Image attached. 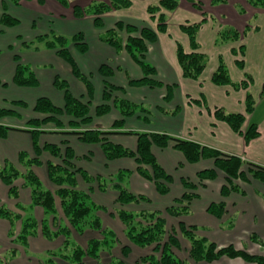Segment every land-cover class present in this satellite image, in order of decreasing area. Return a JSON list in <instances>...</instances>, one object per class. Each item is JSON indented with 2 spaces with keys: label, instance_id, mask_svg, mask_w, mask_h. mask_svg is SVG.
Here are the masks:
<instances>
[{
  "label": "crops",
  "instance_id": "0c3cea01",
  "mask_svg": "<svg viewBox=\"0 0 264 264\" xmlns=\"http://www.w3.org/2000/svg\"><path fill=\"white\" fill-rule=\"evenodd\" d=\"M106 2L108 0H69V7H63L55 0L24 1L19 5L13 4L10 0H0V17L5 9L12 17L19 19L20 24L15 28H6L0 25V97L2 107L9 105V101L19 100L27 103V107H34L36 101L44 96L43 87H47L52 94L47 96L58 106H64V92L55 87V79H65L69 84L70 91L77 97L88 103L89 98L87 89L72 73L71 67L65 63L54 50L23 49L22 43L29 42L34 37L35 31L45 30V24L48 25L47 31H53L66 36H72L78 33H84L88 50L84 55H79L75 51V44H71L73 57L78 67L85 75L93 76L95 88L91 107L103 102L104 78L99 74L101 66L109 64L114 69V74L108 79L109 83L121 87L124 91H114V98H122L136 104L148 106L151 114L148 116L149 123L140 120L141 114H136L131 118H126L125 129L137 132L163 133L175 138L198 143L203 146L217 149L231 156H237L242 161L255 163L264 166V10L254 8L246 0H226L220 5L213 6L211 0H178L179 6L174 12H163L167 16V33L158 34L157 41L149 46L145 60L155 67L156 75L154 79L162 82L164 87L150 88L148 86L131 87L130 81L140 80L144 77L141 67L126 52H117L113 47L100 40L101 31L95 28L94 16H88L83 19L75 18L72 8L87 7L92 2ZM161 0H131V8L113 11L105 16V26L113 27L117 21H124L135 24L137 27L147 26L153 29L150 16L147 13L149 5H157ZM41 19V20H40ZM40 20V21H39ZM37 26L34 30L33 24ZM202 24L197 35V42L200 45V52L209 58V63L199 81L186 79L183 77L182 69L177 58V44H182L186 53H191L189 40L184 35L180 27L184 23ZM40 23L44 25L40 26ZM230 26L238 32H248L237 42H231L224 45H217V34L221 27ZM42 29V30H41ZM30 43V42H29ZM14 44V46H13ZM240 46L244 47V69L240 70L236 61L238 57L233 54ZM20 58L21 63L32 66L39 86L37 88H22L13 84V78L17 68L15 57ZM222 59L227 67L229 76L233 83H242L246 81V76L252 79L249 85L255 107L251 115L246 114L245 100L246 90H234L231 86H216L212 83V76L219 66ZM167 86H172L171 98L165 99L168 94ZM15 88L16 90H27L35 93L36 96L29 102L28 98L22 96L21 99H12L15 95L6 93V90ZM18 88V89H17ZM29 94V93H28ZM28 100V102H27ZM193 101L199 102L195 104ZM145 106V107H146ZM111 112L101 118H96L94 129H110L116 120L121 118L119 111L111 104ZM147 108V107H146ZM215 108H220L231 114H241L246 116L243 126V132L252 124L258 127V137L249 143H246L244 136L235 133L224 122L217 121L213 114ZM6 120V119H4ZM102 124H100V121ZM106 120V122H104ZM99 121V122H98ZM15 137H11L14 136ZM19 137V138H18ZM9 138L17 144L14 148L9 144ZM24 138V140H21ZM11 139V141H12ZM7 145L8 151L3 150L4 144L0 147V164L10 161L19 167L18 155L26 151L33 156V147L29 134L22 132H10L6 139H0ZM18 140L26 142V146L19 145ZM67 140L74 148L77 160L74 162L79 169L86 170L92 176L101 175L108 177L116 174L120 170H129L131 176L127 179L130 191L136 195L147 196L150 203L131 204L125 207L126 210L139 212L142 210L164 211L170 206L174 199L180 197L184 188L181 179L188 178L195 180L197 173L213 165L212 161H201L197 164L186 162L183 154L175 149L173 143L166 148L152 147V152L157 158L164 170L171 174L173 183L168 195L162 196L158 193L154 183L145 180L137 173L138 165L134 159L122 158L108 161L102 152L100 145H91L81 143L76 137H62L55 135H43L41 145L45 143H57ZM109 140L114 144L122 145L133 151L137 148V138L135 136L114 135ZM22 144V143H21ZM19 145V146H18ZM23 146V147H22ZM65 147H63L64 149ZM43 166L36 169L43 185L50 191L57 190L48 177L47 163L49 161L58 162L48 153H43ZM20 184V182H18ZM225 183L224 175L219 174L215 181L205 182V186L200 188L198 193L200 197L191 204V214L184 218L188 225H196L200 228L198 234L216 241L219 245L234 244L238 249L245 247L249 252L264 255V246H259L249 241L250 236L256 234L264 241V183L257 185L254 181L249 184L241 185L243 194L232 193L227 201V213L224 219L218 220L211 216L207 210L212 202L222 199L221 188ZM96 184H87L79 179V189L90 192V198L93 202L109 208L114 207L117 193L108 190L102 193L98 190ZM9 189L0 181V198L4 204L14 210L15 201L8 195ZM20 199L23 204H30L29 190H20ZM59 224H67L61 211L60 203ZM111 212V211H110ZM31 213L38 221H41L45 214L41 208H34ZM111 213H103L100 217L105 227L117 225V230L123 238V226L116 220ZM24 215V213H22ZM232 219L234 227L232 230L224 229L223 223ZM53 219L51 218V221ZM169 226H178L179 219H168ZM20 222L16 225L17 231L20 230ZM11 224L6 220L0 219V243L3 244V250H17V254L11 259V264L21 262L25 264H49L35 257L36 255L48 256L52 251L58 250L64 244V238L59 237L53 241L47 240L40 233L36 237L28 240V249L17 246L10 236ZM73 232V231H72ZM97 233L87 229L85 234L78 236L73 233V239L81 245H86L87 241L97 237ZM125 241V239H123ZM125 243V242H124ZM125 245V244H123ZM185 248L189 244L185 242ZM33 252L27 257L29 252ZM137 252V251H135ZM144 253L150 251H143ZM138 253H141L138 252ZM35 255V256H33ZM134 256V255H133ZM131 256L130 258L132 259ZM115 257L121 259V246H117L111 257L109 253H103L101 261L104 258L108 264ZM39 259H45L39 257ZM131 259L126 262L131 264ZM136 257L133 262L136 261ZM57 259H53V264ZM28 262V263H27ZM32 262V263H31ZM89 264H97L94 261L87 260ZM103 264V263H102ZM214 264H247L242 260L222 259Z\"/></svg>",
  "mask_w": 264,
  "mask_h": 264
},
{
  "label": "trees",
  "instance_id": "16d2710c",
  "mask_svg": "<svg viewBox=\"0 0 264 264\" xmlns=\"http://www.w3.org/2000/svg\"><path fill=\"white\" fill-rule=\"evenodd\" d=\"M13 4L19 5L22 0H10ZM63 7H69V0H56ZM212 5H220L226 0H211ZM254 8L264 10V0H246ZM132 5L131 0H110L109 3L96 2L85 8L74 7V16L82 19L84 16H94L96 27L102 26L101 16L111 12L128 9ZM179 6L178 0H161L157 5H149L147 12L152 20L157 21L156 30L142 27L138 28L133 24L117 22L115 29H110L106 34L100 36V40L105 44L116 48L119 51L125 50L127 54L141 67L144 77L140 80L130 81L131 87L148 86L150 88L164 87V84L153 77L156 69L145 60L149 46L157 41L158 34L167 33V16L163 12H174ZM20 21L9 14H4L0 18V24L5 27H14ZM202 24H190L189 22L181 25V32L187 36L191 53H186L182 44H177V58L182 69L183 77L194 81H199L206 70L209 58L200 52V45L197 42V35ZM126 31L129 36L123 40L121 32ZM248 32H238L230 26H223L217 34V45H224L239 41ZM75 47L80 53L87 51L84 35L78 33L72 38ZM38 42L44 44L48 50H57V54L70 63L75 77L84 83L89 102L73 96L68 84L60 78L55 79V87L64 92V106H58L49 98H39L33 109L45 116L42 121L33 118L28 121V128H18L4 126L0 124V139H6L10 132H22L29 134L33 147L34 155H29L22 151L18 155L19 167L10 161L0 164V181L9 191L11 200L15 201L14 210L4 204L0 198V219L6 220L11 224L10 236L17 246L28 247V240L36 237L39 233L47 240L53 241L59 237L64 238V244L56 251L48 254V262L53 263V259H59L65 264H89L87 260L102 264L103 253L113 256V251L117 246H121V259L113 257L108 264H128L126 260L136 257L134 264H214L222 259L242 260L247 264H264V255L254 254L247 249H238L234 244L219 245L216 241L198 234L200 228L196 225H188L184 218L191 214V204L200 195V188L205 186V182L215 181L219 174L224 175L225 183L221 188L222 199L212 202L207 212L218 220H222L227 213V197L232 193L243 194V190L238 181L243 180L250 183L253 180L264 182V166L242 161L237 156H231L217 149L200 145L198 143L172 137L163 133L137 132L125 129L126 118H131L136 114H141L140 120L149 123L148 116L150 110L142 104L114 98L113 107L121 114V118L116 120L111 129L104 131L91 128L90 125L96 120L106 116L111 112L110 101L113 100L114 91H124L123 88L106 83L103 93V102L93 110L91 107L94 97V84L88 75L82 73L77 62L71 55L67 46L69 39L63 35L51 34L50 36L40 37ZM32 42L24 44L30 48ZM1 53V52H0ZM235 56H241L236 61L240 70L244 69V47L233 51ZM17 68L13 78V84L22 88H37L39 79L33 68L29 64H23L18 56L15 57ZM112 68L107 65L101 66L99 72L103 76L112 74ZM252 79L246 76V81L233 83L227 67L222 59L219 66L212 76V83L216 86H231L234 90H246V113H253L255 103L249 85ZM172 86H167L168 94L165 99H170ZM264 94V86L262 90ZM195 104L197 101L191 100ZM27 103L19 100L9 101L6 107L0 106V120L8 118H22L20 109L27 107ZM217 121L226 123L232 131L244 136L246 143L256 139L259 135L257 125L252 124L243 132L246 117L241 114L227 113L223 109L215 108L209 111ZM62 117L68 118V125L65 127ZM23 119V118H22ZM53 122L59 129L45 130L42 126ZM30 126V127H29ZM43 135H55L62 137H76L81 143L100 145L105 158L113 161L122 158L134 159L138 165L137 173L147 181L154 183L158 193L162 196L168 195L173 183V177L167 173L160 165L152 152V147L166 148L173 143L175 149L181 152L189 164H197L201 161H212L213 165L197 173L196 179H181L184 188L183 194L174 199L173 203L164 211L142 210L132 212L125 209L126 206L139 203H150L147 196L136 195L128 187L127 179L131 176L129 170H120L108 177L96 175L92 176L84 169H79L75 165L77 155L74 148L67 140L57 143H45L41 145ZM126 135L137 138V148L135 151L119 144H114L109 140L110 136ZM63 147H65L63 149ZM48 153L58 162L49 161L47 163L48 177L50 182L57 187V190L50 191L43 185V182L36 172L43 166L42 155ZM79 179L87 184H96L102 193L109 189L117 193L114 207H108L93 202L89 191L79 189ZM20 182V184L18 183ZM29 190L30 204L25 205L20 199V190ZM67 224H59L58 202ZM34 208H41L44 211V218L38 221L31 213ZM111 211V212H110ZM24 213V215H22ZM111 213L123 226V238L117 230V225L105 227L101 215ZM179 219L178 226H169L168 218ZM51 218L53 219L51 221ZM20 222V230L17 231L16 225ZM226 230H232L234 221L230 219ZM87 229L97 233V237L89 239L86 245H81L73 239V233L78 236L85 234ZM73 231V232H72ZM125 239V241L123 240ZM250 241L259 246H264V241L253 234ZM125 242V243H124ZM185 242L189 248H185ZM125 244V245H123ZM12 258L17 254L14 247L11 249ZM150 251L144 253L143 251ZM137 251V252H135ZM141 253H138L140 252ZM130 264V263H129Z\"/></svg>",
  "mask_w": 264,
  "mask_h": 264
},
{
  "label": "rangeland",
  "instance_id": "374dc122",
  "mask_svg": "<svg viewBox=\"0 0 264 264\" xmlns=\"http://www.w3.org/2000/svg\"><path fill=\"white\" fill-rule=\"evenodd\" d=\"M26 2V1H31V0H22L21 2ZM35 2L36 1H38L40 4L42 3V0H34ZM56 1V0H55ZM109 1L110 0H108V1H106L105 3H109ZM97 1H95V2H92V3H96ZM100 2V1H99ZM91 3V4H92ZM20 4V3H19ZM90 4V5H91ZM90 5H88V6H90ZM76 7V6H75ZM81 8H85V7H81ZM131 8V7H130ZM148 8V7H147ZM3 9H5L4 10V12L2 13V15H4V14H9V13H7L6 12V8H5V5L3 4ZM129 9V8H128ZM72 10H73V14H74V7L72 8ZM123 10H125V9H123ZM119 11H121V10H119ZM111 12H113V11H111ZM108 13H110V12H108ZM108 13H106V14H108ZM148 13V12H147ZM106 14H104V15H102L101 16V20H102V26L101 27H96V25H95V21H94V26H95V28H97V29H100V31L102 32L101 33V35L103 34H106V32L107 31H109L110 29H115V27H116V23L117 22H123V23H125L124 21H122V20H120V21H117L114 25H113V27H111V28H108L107 29V27L105 26V20H104V18H103V16H105ZM2 15H1V17H2ZM149 15V14H148ZM150 16V15H149ZM0 17V18H1ZM85 17H88V15H86V16H84L83 18H85ZM82 18V19H83ZM97 17H95V19H96ZM19 20V19H18ZM41 20V19H40ZM39 20V21H40ZM150 20H151V22H152V24H151V26L153 27V29L154 30H156V28H157V21H155V20H152L151 19V17H150ZM20 24V23H19ZM19 24L18 25H16V26H14V27H6V28H15V27H17V26H19ZM125 24H130V23H128V22H126ZM1 25V24H0ZM42 25H44V23H40V26H42ZM133 25H135V24H133ZM3 26V25H2ZM37 26V24H36V22L33 24V28H34V30L36 29L35 27ZM136 26V25H135ZM5 27V26H4ZM45 27H47V28H45V30H43V31H38V30H36L35 32V35H37L36 37H34V39H32L31 41H29V42H32V44H31V47H30V50H39V49H42V48H44V49H46L45 48V46H44V44H42V43H40V42H38V39L40 38V37H44V36H50L51 34H53V33H55V34H58V35H63V36H65V37H67L68 39H69V42H68V44H67V46L69 47L68 49L70 50V52H71V55H72V57H73V53H72V50L74 49L73 47H70L71 46V44L73 43V40H72V38L74 37V36H76L77 34H75V35H72V36H66V35H64V34H59V33H56V32H53V31H47L48 30V25H46L45 24ZM142 27H147V26H141L140 28H142ZM139 28V27H138ZM148 28H150V27H148ZM42 30V29H41ZM83 35H84V39H85V43L87 44V42H86V36H85V34L84 33H82ZM128 36H129V34L126 32V31H123V32H121V37L123 38V40H127V38H128ZM29 42H23L22 43V48L23 49H26V47H24V44H26V43H29ZM73 44H75V43H73ZM13 46H14V44H13ZM76 49V50H75ZM75 51H77V53L80 55H84L86 52H84V53H80V51H79V49H77L76 47H75ZM117 52H126L125 50H122V51H119V50H117L116 48H114ZM239 49V48H238ZM237 49V50H238ZM87 50H88V48H87ZM56 53H57V50H54ZM126 54H127V52H126ZM59 56V55H58ZM65 63H67L70 67H71V70H72V73H73V68H72V66L70 65V63L68 62V61H66L63 57H61V56H59ZM236 57H238V60L239 59H241V56H236ZM74 58V57H73ZM74 60H75V58H74ZM107 66H109V64H107ZM110 68H112L111 66H109ZM113 69V68H112ZM99 74H100V72H99ZM113 74H114V69L112 70V74H110L109 76H103V75H101V76H103V78H104V83H103V85H104V89H105V84L106 83H109V81H108V79L110 78V77H112L113 76ZM73 75H74V73H73ZM75 76V75H74ZM88 76H91V75H88ZM61 80H65V79H62V78H60ZM90 79H91V81L93 82V76H91L90 77ZM66 81V80H65ZM67 82V81H66ZM81 82V81H80ZM82 83V82H81ZM67 84H68V82H67ZM84 84V83H83ZM109 84H111V83H109ZM68 87H69V84H68ZM18 89V88H17ZM42 92H43V94H44V96H49L50 94H52L51 92H50V90L47 88V87H43V90H42ZM94 92H95V89H94ZM6 93H10V95L11 94H14L15 96L12 98V99H21L22 98V96H25V97H27L28 98V100H29V102L36 96V94L35 93H31V92H28L27 90H16L15 88H11V89H8V90H6ZM29 93V94H28ZM72 93V92H71ZM104 93V92H103ZM73 94V93H72ZM88 95V94H87ZM73 96H75L74 94H73ZM76 97V96H75ZM102 97H103V95H102ZM113 99V98H112ZM122 99V98H121ZM28 100H27V102H28ZM113 101H114V99L113 100H111L110 101V104H113ZM0 102H1V97H0ZM0 105H1V103H0ZM146 106V105H145ZM147 108H149L148 106H146ZM93 110V109H92ZM20 111V114H21V117L23 118H8V119H6V120H4V119H1L0 120V124H2V125H4V126H12V127H18V128H28V121L29 120H31V119H33V118H39L40 119V121H42V119H44L45 118V116L43 115V114H39V113H37V112H35L34 111V109H33V107H31V106H29V107H25L24 109H20L19 110ZM110 114V112L107 114V115H109ZM247 114V113H246ZM248 115V114H247ZM246 117V116H245ZM62 119H63V122H64V125H65V127L68 125V118L67 117H62ZM96 121V120H95ZM93 122L91 125H90V127L91 128H94V125H95V123L96 122ZM100 121V124H102V122H101V120H99ZM98 121V122H99ZM104 122H106V120L104 121ZM244 126V125H243ZM30 127V126H29ZM42 129H45V130H56V129H59L58 128V126H56L53 122H49V123H46V124H44L43 126H42ZM111 129V128H110ZM109 129V130H110ZM257 129H258V127H257ZM104 131H108V129H105ZM242 131H243V127H242ZM258 131V130H257ZM16 135H14V136H11V137H15ZM19 138V137H18ZM11 139L12 138H9V144H7L8 145V147H9V149H10V146L12 147V148H14L17 144L13 141V139H12V141H11ZM21 140H24V138H21ZM8 142V141H7ZM7 142H4V143H7ZM3 143V141L2 140H0V147L4 144ZM22 143V144H21ZM18 144L19 145H23V146H26V142H23V141H19L18 140ZM7 145L6 144H4V148H3V150H6V151H8V149H6V148H8L7 147ZM18 145V146H19ZM22 146V147H23ZM255 183H257V185H262L264 182H262V181H258V180H253ZM239 182V184H240V186L243 184V185H245V184H249V183H245V182H243V180H240V181H238ZM251 186H253V184L250 182V187ZM223 219H224V217H223ZM229 221V220H228ZM228 221H225L224 223H223V225H224V229H226V226L225 225H227L226 223L228 222ZM113 226V225H112ZM249 241H250V239H249ZM250 242H252V241H250ZM253 243V242H252ZM256 244V243H255ZM3 244L2 243H0V264H11V259H12V254H11V252H12V250L9 248V249H5V250H3ZM246 246H244V248H245ZM244 248H242V249H244ZM247 248V247H246ZM28 249V248H27ZM32 253L33 252H29V254L27 255V257H30L31 255H32ZM33 256H35V255H33ZM35 257H37V258H34V259H38V260H41V261H43V262H46V261H48V259H49V257L48 256H44V254L43 255H36ZM39 257H44L45 259H39ZM134 259H135V257H132V259H131V264H134ZM55 262H57V264H65L63 261H61V260H59V259H57ZM28 263V262H27ZM32 263V262H31ZM49 263V262H48ZM102 263L103 264H107L106 263V261H105V259L103 258L102 259ZM16 264H19L18 262H16ZM21 264H25V263H23V262H21ZM49 264H53V263H49Z\"/></svg>",
  "mask_w": 264,
  "mask_h": 264
}]
</instances>
